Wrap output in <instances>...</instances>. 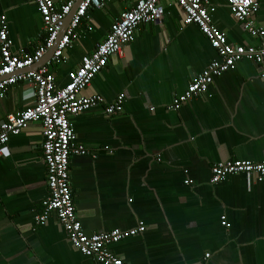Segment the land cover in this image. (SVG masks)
I'll return each mask as SVG.
<instances>
[{
	"label": "crops",
	"instance_id": "1",
	"mask_svg": "<svg viewBox=\"0 0 264 264\" xmlns=\"http://www.w3.org/2000/svg\"><path fill=\"white\" fill-rule=\"evenodd\" d=\"M207 1L212 24L229 44L260 45L224 0ZM103 3L88 10L65 60L50 68L58 87L134 1ZM161 5L162 18L139 25L122 54L81 93L106 104L122 94L123 111L108 116L102 105L70 118L76 144L89 152L72 156L69 165L82 229L88 235L126 231L142 222V234L110 246L128 264H264V178L233 175L210 183L216 164L264 160L260 68L243 59L205 94L167 110L218 56L196 25L185 24L179 6ZM1 16L12 52L30 56L43 43L33 0H0ZM250 19L264 30V0ZM32 100L28 84L11 87L0 99V124ZM42 141L41 125L33 123L10 137V153L0 155V264H98L72 248L54 215L35 224L48 195Z\"/></svg>",
	"mask_w": 264,
	"mask_h": 264
},
{
	"label": "built area",
	"instance_id": "2",
	"mask_svg": "<svg viewBox=\"0 0 264 264\" xmlns=\"http://www.w3.org/2000/svg\"><path fill=\"white\" fill-rule=\"evenodd\" d=\"M80 0H67L57 5L54 0H33L41 15L44 41L30 56H22L11 50L6 18L0 17V99L13 86L26 83L31 87L33 100L19 113L8 116L0 124V155L10 153V137L17 136L30 124L39 123L42 129V160L46 168L47 197L42 202L41 212L35 216L37 226L45 225L54 215L66 233L68 242L76 251L98 264H128L116 257L110 246L125 239L142 234L146 228L142 222L132 230H114L107 233L86 234L76 213L72 189L69 183V165L72 156H84L89 152L77 145L70 118L93 108L105 105L108 116L121 113L125 102L119 95L106 104L99 95L84 97L81 93L107 66L112 56L122 54L126 45L132 42L137 27L159 21L164 15L162 0H133V5L122 12L110 26L105 39L84 56L80 65L67 74V82L58 87L52 66H59L65 60V52L71 47L77 29L91 8L103 7V0H81L63 36L58 41L51 59L37 70L31 69L41 62L55 45L64 19ZM184 14L186 25L194 24L206 37L218 59L196 75L187 89L175 96L167 110L178 111L193 98L205 94L215 78L232 70L243 59L253 61L260 68V79L264 81V30L255 26L250 16L259 9L261 0H224L232 16L243 24L252 38L261 40L258 47L236 46L227 42L226 36L211 21L210 3L207 0H172ZM255 176L258 182L264 178V160L261 162L228 161L211 168V184H218L228 176ZM192 184V181H187ZM225 226V218H221ZM206 258L209 255L205 256Z\"/></svg>",
	"mask_w": 264,
	"mask_h": 264
},
{
	"label": "water",
	"instance_id": "3",
	"mask_svg": "<svg viewBox=\"0 0 264 264\" xmlns=\"http://www.w3.org/2000/svg\"><path fill=\"white\" fill-rule=\"evenodd\" d=\"M80 2H81V0L72 8L70 14L64 19L62 29H61V31L59 33V36H58L57 41H56L55 45L53 46V48L44 56V58L41 60V62L39 64H37L36 66H34L31 69L37 70V68L39 66H44V65L47 64V62H49V60L51 59L52 54H53V52H54V50L56 48V45H57L58 41L63 36V34H64L66 28L68 27L72 17L74 16V14L76 12V8L78 7ZM114 58H116V57L115 56L111 57V59H113V60H114Z\"/></svg>",
	"mask_w": 264,
	"mask_h": 264
}]
</instances>
